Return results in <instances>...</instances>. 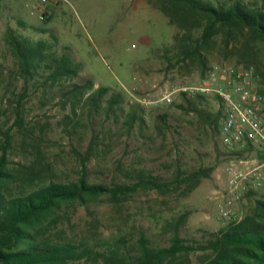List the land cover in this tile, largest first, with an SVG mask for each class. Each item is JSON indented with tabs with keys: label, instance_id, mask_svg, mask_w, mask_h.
I'll use <instances>...</instances> for the list:
<instances>
[{
	"label": "rangeland",
	"instance_id": "1",
	"mask_svg": "<svg viewBox=\"0 0 264 264\" xmlns=\"http://www.w3.org/2000/svg\"><path fill=\"white\" fill-rule=\"evenodd\" d=\"M169 5L168 0H60L45 23L46 18L31 15L21 0L0 1V147L8 139L10 167L29 165L42 152L60 178L76 180L92 131L86 109L81 105L75 117L72 105L63 100L60 85L46 86L42 78L24 81L9 39L13 30L34 41L55 43L59 53L67 48L82 64L76 81L91 79L95 89L109 87L110 93H123L126 111L138 104L144 107L150 140L143 139L137 130L129 135L122 122L111 119L108 129L113 135L106 141L112 149L86 163L90 182L131 186L134 169L152 172L171 187L166 193L140 189L120 200V205L104 199L88 208H71L66 212L70 224L59 225L63 236L91 238L93 231L89 230L96 222L103 241L123 237L131 245L135 240L130 238L138 239L145 233L154 244L165 246L172 233L164 230L182 215L188 216L182 235L197 240L231 221L220 216L218 206L228 187L225 169L234 159L209 121L220 110V102L209 96L200 103L199 110L210 116L203 120L197 112L178 108L182 103L178 90L211 77L217 68L242 64L240 46L232 42L225 49L223 35L217 36L204 52L208 67L203 73L196 61L183 60L177 56L178 50L173 51L177 28L161 11ZM198 37L199 32H195L193 40ZM170 93L173 100L169 104L163 98ZM160 115H167L166 125L171 128L160 124ZM161 126L163 136L157 131ZM178 168L187 175L205 169L209 175L202 176L198 186L187 193L186 184L176 188ZM262 193L263 188L251 197L246 194L232 218L245 217ZM197 255H191L192 264L199 263Z\"/></svg>",
	"mask_w": 264,
	"mask_h": 264
},
{
	"label": "trees",
	"instance_id": "2",
	"mask_svg": "<svg viewBox=\"0 0 264 264\" xmlns=\"http://www.w3.org/2000/svg\"><path fill=\"white\" fill-rule=\"evenodd\" d=\"M168 1L170 5L162 7L161 11L177 28L172 48L178 50L179 58L196 61L204 73L208 67L204 52L217 36L223 35L225 49H229L232 42L239 44L238 52L243 61L240 65L255 68L259 91L264 95V0L216 4L210 0ZM44 18L45 23L51 20L47 15ZM40 32L47 33L44 29ZM195 32H199V37L193 40ZM9 39L24 81L42 78L46 86L60 85L63 100L72 105L75 117L81 105L86 109L92 131L87 151L80 157L82 165L76 180L60 178L53 163L42 152L29 165L11 168L6 155L8 139L3 141L0 147L3 150L0 155V264H192L190 257L194 254H199L198 264H264V193L256 198L245 217L232 218L225 227L207 232L202 240L182 235L187 215L178 217L164 230L166 234L172 233L165 246L154 244L145 233L138 239L130 238L135 240L131 245L123 237L113 242L103 241L96 222L89 230L93 231L91 238L84 236L95 244L85 238L63 236L59 225L70 224L66 212L71 208H88L91 203L104 199L120 205V200L140 189L166 193L171 192V187L152 172L134 169L131 177L135 181L131 186L90 182L86 163L93 156L101 152L108 154L106 151L112 149L111 143L106 141L113 135L112 129H108L111 119L114 123L122 122L129 135L137 130L143 139L150 140L144 107L138 104L126 111L123 93H110L109 87L95 89L91 79L77 82L82 64L67 48L59 53L55 43L44 39L34 41L13 30ZM181 97L179 109L197 112L203 120H209L210 116L199 110L206 97H190L186 93ZM221 117L219 110L209 120L215 125L218 136ZM166 118L167 115L158 116L160 124L166 125ZM69 119L68 124L72 120ZM157 131L163 136L162 126ZM208 175L205 169L187 175L178 168L176 188L186 184L187 193L192 192L200 178ZM254 194L252 191L248 197Z\"/></svg>",
	"mask_w": 264,
	"mask_h": 264
},
{
	"label": "built area",
	"instance_id": "3",
	"mask_svg": "<svg viewBox=\"0 0 264 264\" xmlns=\"http://www.w3.org/2000/svg\"><path fill=\"white\" fill-rule=\"evenodd\" d=\"M21 1L31 15L44 20L48 7L60 0ZM178 92L213 96L220 102L219 141L234 160L225 169L228 187L218 211L224 220H231L248 192L264 189V95L259 91L258 74L250 65L225 66ZM172 94L163 100L172 103Z\"/></svg>",
	"mask_w": 264,
	"mask_h": 264
},
{
	"label": "crops",
	"instance_id": "4",
	"mask_svg": "<svg viewBox=\"0 0 264 264\" xmlns=\"http://www.w3.org/2000/svg\"><path fill=\"white\" fill-rule=\"evenodd\" d=\"M1 1V0H0ZM53 6H56V4H52V5H50L49 7H48V9H47V13H52L53 11H52V7ZM252 191H255V192H258V190H251L250 192H252ZM250 192H248V193H250ZM247 193V194H248ZM263 194V193H262Z\"/></svg>",
	"mask_w": 264,
	"mask_h": 264
}]
</instances>
